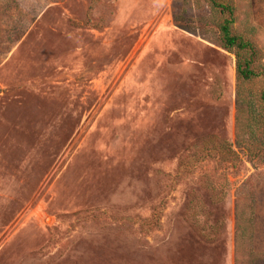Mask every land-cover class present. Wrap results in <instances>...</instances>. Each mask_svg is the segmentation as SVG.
<instances>
[{
	"label": "rangeland",
	"instance_id": "obj_1",
	"mask_svg": "<svg viewBox=\"0 0 264 264\" xmlns=\"http://www.w3.org/2000/svg\"><path fill=\"white\" fill-rule=\"evenodd\" d=\"M216 1L0 0V264H264V0Z\"/></svg>",
	"mask_w": 264,
	"mask_h": 264
},
{
	"label": "trees",
	"instance_id": "obj_2",
	"mask_svg": "<svg viewBox=\"0 0 264 264\" xmlns=\"http://www.w3.org/2000/svg\"><path fill=\"white\" fill-rule=\"evenodd\" d=\"M215 7L221 8L224 13L233 15V11L226 6H221L216 0H209ZM231 20H226L221 27V41L223 48L228 52L237 50L238 57V76L240 80L249 82L260 76L252 70L251 60L247 56L248 54L253 55L255 53L251 43L244 41L243 39L236 37L232 34ZM261 102L264 105V92L261 96Z\"/></svg>",
	"mask_w": 264,
	"mask_h": 264
}]
</instances>
